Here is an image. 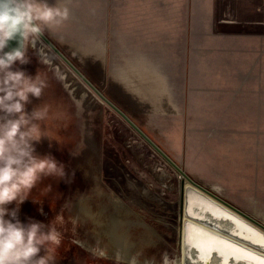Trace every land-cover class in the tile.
Instances as JSON below:
<instances>
[{"label": "crops", "instance_id": "crops-1", "mask_svg": "<svg viewBox=\"0 0 264 264\" xmlns=\"http://www.w3.org/2000/svg\"><path fill=\"white\" fill-rule=\"evenodd\" d=\"M58 2L44 33L90 81L190 176L264 202V0Z\"/></svg>", "mask_w": 264, "mask_h": 264}, {"label": "rangeland", "instance_id": "rangeland-1", "mask_svg": "<svg viewBox=\"0 0 264 264\" xmlns=\"http://www.w3.org/2000/svg\"><path fill=\"white\" fill-rule=\"evenodd\" d=\"M12 49L9 44L5 51ZM27 55L30 62L17 66L33 77L39 73L48 85L40 100L32 98V104L28 105L29 111L33 105L48 107V117L38 122L47 138H42L36 146L37 152H51L57 161L63 163L67 173L63 180L54 176L43 178L31 190L19 211L22 222H27L28 218L45 224L53 222L61 233V244L55 247L50 264H128L121 262L120 255H110L109 246L101 241L103 239L96 230L100 226L82 220L77 214L75 202L83 195L94 193L93 181L97 176L106 189V204H109V197L118 196L124 203L129 202L126 196L143 186V194L133 207L139 213L140 221L150 226L152 232L145 227L131 230L128 249L135 253L134 256L140 255L142 263L148 260L152 264H162V257L166 255L176 264L182 257L177 228L182 223L178 209L181 201L179 173L97 96L86 101L75 95L56 63L49 60L41 49L35 50L30 41ZM187 175L215 198L219 196L228 205L244 212L239 214L264 228L262 196L253 202V210L247 211L233 202L230 190H219L221 186L216 183L204 184ZM9 207L14 208L15 203ZM110 213L111 209L103 223L110 222Z\"/></svg>", "mask_w": 264, "mask_h": 264}, {"label": "clouds", "instance_id": "clouds-1", "mask_svg": "<svg viewBox=\"0 0 264 264\" xmlns=\"http://www.w3.org/2000/svg\"><path fill=\"white\" fill-rule=\"evenodd\" d=\"M68 17L69 9L59 6L58 0L54 5L47 0H0V264H50L61 244L53 222L19 219L20 206L38 182L50 176L63 180L67 173L51 152H37L36 146L47 138L38 122L48 117V107L33 105L29 111L28 105L32 98L40 100L47 82L17 65L30 62L31 38ZM17 38L18 47L5 51ZM162 264L174 262L165 255Z\"/></svg>", "mask_w": 264, "mask_h": 264}, {"label": "bare ground", "instance_id": "bare-ground-1", "mask_svg": "<svg viewBox=\"0 0 264 264\" xmlns=\"http://www.w3.org/2000/svg\"><path fill=\"white\" fill-rule=\"evenodd\" d=\"M9 44L11 47H15L18 45V41L16 39L11 40L9 41ZM31 44L35 48L41 49V52L45 53L49 60L56 63L60 73L65 77L75 95L84 98L86 101L89 99L94 100L96 98V93L92 88L81 79L84 82L83 83L80 80V77L61 59L60 61L54 54V51L49 49L50 47L39 35L32 38ZM97 97L109 107L101 97L98 95ZM165 160L170 163L167 159ZM177 172L179 173L178 176L181 183L179 188L181 190V208L179 203L178 209L182 223L177 228L182 243V257L177 260L176 264H200L204 258V253L197 255L195 249H190L188 242L189 225L196 230L193 233L195 239H204V237L199 236V233H204L208 236L216 237L220 241H226L231 245H235L238 249L252 253L256 257L264 258V248H262L259 243H253V239H256L257 237L247 231V229H254L256 233L264 234V228L239 214V212L244 214L243 211L228 205L216 195V197L225 204L221 201L219 202L211 192H207L206 189L197 186L181 172ZM93 182L94 193L92 195H83L75 202L78 216L84 221H89L100 226V229L96 230L99 233L100 238L103 239L101 241L109 246L111 256L120 255L121 262L125 263H128L132 258H135V260L138 261V264H146V262L152 264V262L148 260L142 263L139 258L140 255L134 256L135 253L128 249L127 242L128 237L132 235L131 230L133 229L139 230L142 227H145L152 232L150 226L140 221L139 213L133 207V204L137 203L138 197L143 194V186L136 188L134 192L129 193L128 196H126L128 197L129 202L124 203L123 199L118 196L116 198L109 197V204H106L104 199V197L107 196L106 189L100 184L99 176H97L96 180ZM189 200H191L192 204L191 216L188 214ZM226 204L228 206H226ZM109 209H111L109 215L110 222L105 224L103 223L104 220H106L104 218ZM225 216H232L234 221H238L239 223H234V221L226 219ZM111 223L112 225L109 227V224ZM128 225L129 227H127ZM126 227L127 229L124 233ZM237 231L239 234H235ZM149 245L150 243L148 246ZM212 246L219 247L220 252L218 254H212L211 264H221L222 260H233V254L230 251L215 244V242H213ZM235 264H246V261L239 256H236Z\"/></svg>", "mask_w": 264, "mask_h": 264}, {"label": "snow or ice", "instance_id": "snow-or-ice-1", "mask_svg": "<svg viewBox=\"0 0 264 264\" xmlns=\"http://www.w3.org/2000/svg\"><path fill=\"white\" fill-rule=\"evenodd\" d=\"M192 204L191 200H189V216L192 215ZM226 219L230 221H234V218L232 216H225ZM234 223H239L238 221H234ZM189 235H188V242L190 249H195L197 252V255L200 253H204V258L200 262V264H211L212 260V254L213 253H219L220 248L219 247H213V242L215 244L222 246L223 248L227 249L233 254V260H222L221 264H235V257L239 256L241 259L246 261V264H264V258L256 257L252 253H248L245 250L238 249L235 245H231L226 241H220L216 237L208 236L204 233H199V236L204 237V239H195L193 233L196 231L192 228L191 225L188 226ZM247 231L251 232L253 236L257 237L256 239H253V243H259L262 248H264V234L256 233L254 229H247ZM235 234H239L237 231ZM251 238V237H246ZM96 255H100V253H96ZM128 264H138V261L135 260V258H132ZM148 264V262H146Z\"/></svg>", "mask_w": 264, "mask_h": 264}, {"label": "water", "instance_id": "water-1", "mask_svg": "<svg viewBox=\"0 0 264 264\" xmlns=\"http://www.w3.org/2000/svg\"><path fill=\"white\" fill-rule=\"evenodd\" d=\"M39 36L54 51V53L80 77V79L88 84L111 109L117 112L141 137H143L161 156H163V158L167 159L177 171L181 172L197 186L206 189L189 177L185 170L171 156H169V154H167L128 114H126L117 104L107 97L101 89H99L92 81H90L86 73L81 70L44 32ZM16 40L18 41L19 38ZM30 45H32L31 40ZM16 47H18V45L12 48Z\"/></svg>", "mask_w": 264, "mask_h": 264}]
</instances>
